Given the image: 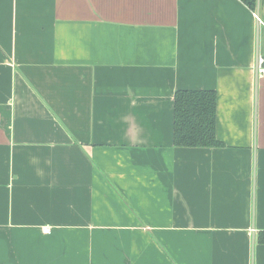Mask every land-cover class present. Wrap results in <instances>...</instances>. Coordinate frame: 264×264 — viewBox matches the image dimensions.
<instances>
[{
    "label": "crops",
    "instance_id": "crops-1",
    "mask_svg": "<svg viewBox=\"0 0 264 264\" xmlns=\"http://www.w3.org/2000/svg\"><path fill=\"white\" fill-rule=\"evenodd\" d=\"M254 12L0 0V264H264ZM178 89L216 91L225 146H174Z\"/></svg>",
    "mask_w": 264,
    "mask_h": 264
},
{
    "label": "trees",
    "instance_id": "trees-1",
    "mask_svg": "<svg viewBox=\"0 0 264 264\" xmlns=\"http://www.w3.org/2000/svg\"><path fill=\"white\" fill-rule=\"evenodd\" d=\"M255 11L256 0H241ZM217 94L213 89H178L173 97V144L177 147H222L215 134ZM258 241L264 238L258 236Z\"/></svg>",
    "mask_w": 264,
    "mask_h": 264
},
{
    "label": "water",
    "instance_id": "water-1",
    "mask_svg": "<svg viewBox=\"0 0 264 264\" xmlns=\"http://www.w3.org/2000/svg\"><path fill=\"white\" fill-rule=\"evenodd\" d=\"M258 26H257V47H256V81L258 77V66L260 65L261 67H264V55L260 56L258 52V32H259V15H260V0H256V7H255V12H254ZM261 60V62H260ZM257 84V82H256ZM253 250H254V231H252V236H251V260L253 261Z\"/></svg>",
    "mask_w": 264,
    "mask_h": 264
},
{
    "label": "built area",
    "instance_id": "built-area-1",
    "mask_svg": "<svg viewBox=\"0 0 264 264\" xmlns=\"http://www.w3.org/2000/svg\"><path fill=\"white\" fill-rule=\"evenodd\" d=\"M260 62H261V60H260ZM258 75L259 74H264V67H261L260 65L258 66ZM43 232L44 233H48L49 232V228L48 227H44L43 228Z\"/></svg>",
    "mask_w": 264,
    "mask_h": 264
}]
</instances>
